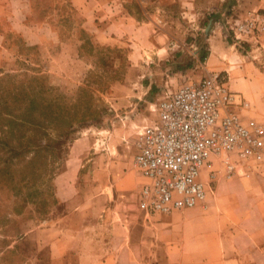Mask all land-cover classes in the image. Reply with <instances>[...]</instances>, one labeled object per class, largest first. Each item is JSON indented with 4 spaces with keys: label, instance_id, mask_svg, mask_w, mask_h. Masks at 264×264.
Instances as JSON below:
<instances>
[{
    "label": "rangeland",
    "instance_id": "1",
    "mask_svg": "<svg viewBox=\"0 0 264 264\" xmlns=\"http://www.w3.org/2000/svg\"><path fill=\"white\" fill-rule=\"evenodd\" d=\"M162 1L170 3L165 13H160ZM138 2L147 11L143 14L135 3V13L158 22L179 11L174 0ZM222 2L215 23L233 43L231 27L236 20L252 10L264 11L250 10L252 0ZM30 3L35 12L30 20L33 31L10 33L7 50L0 53V264H39L37 252L40 264H47V228L86 199L96 203L89 221L101 219L113 202V186L129 174L138 186L123 189L119 196L135 202L141 182L134 166L136 138L154 117L152 105L165 90L145 95L139 66L129 58L128 40L98 31L95 26L102 20L94 6L86 15L71 0ZM194 22L196 18H186L184 25L193 27L198 47L205 52L209 46L205 24ZM236 49L247 59L235 50L241 59L233 68L246 61L264 73V52L251 57L239 45ZM202 69L201 64L194 66L190 76ZM219 72L229 80L227 71ZM209 167H202L201 178L212 180L216 172L227 178L220 160ZM69 183L77 189L67 193L75 192L67 203L57 190ZM97 184L103 185L99 198L90 187ZM99 203L108 208L100 210ZM75 212L79 222V210Z\"/></svg>",
    "mask_w": 264,
    "mask_h": 264
},
{
    "label": "crops",
    "instance_id": "2",
    "mask_svg": "<svg viewBox=\"0 0 264 264\" xmlns=\"http://www.w3.org/2000/svg\"><path fill=\"white\" fill-rule=\"evenodd\" d=\"M71 1L86 15L94 6L93 12L102 20L100 28L95 24L98 31L128 40L129 58L139 66L145 95L167 86L176 89L191 77L190 70L201 64L204 69L192 78L200 79L212 70L227 71V83L237 93L238 102L248 104L242 110L237 107L239 113L244 111L246 118L264 121V73L246 61L233 68L234 61L241 59L236 44L215 23L223 0H174L179 7L177 15H163L162 20L158 18L160 22L151 15L135 13V3L143 14L147 11L138 0ZM252 1L250 10L264 7V0ZM160 4V13L170 5ZM34 16L30 0H0L1 54L7 50L10 33L33 31L30 20ZM186 18L205 24L207 51L201 52L193 27H186L189 22L184 25ZM86 22L91 26L92 22ZM203 180L207 196L202 203L169 214H150L138 207L139 187L134 203L120 198L123 189L137 185L132 174L121 177L113 186L110 207L99 203L100 210L109 209L102 213L103 218L89 221L96 203L86 199L76 209L79 222L74 217L76 210H69L47 228V264H264V168H246L232 178L216 172L212 180ZM90 187L100 193L97 198L102 195L103 185ZM72 189L77 188L61 184L57 190L60 199L72 202L75 192L67 195ZM39 257V252L35 253V261L40 264Z\"/></svg>",
    "mask_w": 264,
    "mask_h": 264
},
{
    "label": "built area",
    "instance_id": "3",
    "mask_svg": "<svg viewBox=\"0 0 264 264\" xmlns=\"http://www.w3.org/2000/svg\"><path fill=\"white\" fill-rule=\"evenodd\" d=\"M231 29L247 56L264 52V11L252 10ZM163 91L136 138L141 210L169 214L202 203L207 186L201 169L215 159L223 162L227 178L264 168V121L236 111L248 104L238 102L222 72L187 77Z\"/></svg>",
    "mask_w": 264,
    "mask_h": 264
}]
</instances>
